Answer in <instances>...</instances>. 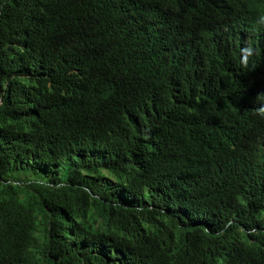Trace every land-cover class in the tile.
I'll list each match as a JSON object with an SVG mask.
<instances>
[{
    "label": "trees",
    "instance_id": "1",
    "mask_svg": "<svg viewBox=\"0 0 264 264\" xmlns=\"http://www.w3.org/2000/svg\"><path fill=\"white\" fill-rule=\"evenodd\" d=\"M260 14L0 0V264H264Z\"/></svg>",
    "mask_w": 264,
    "mask_h": 264
},
{
    "label": "clouds",
    "instance_id": "2",
    "mask_svg": "<svg viewBox=\"0 0 264 264\" xmlns=\"http://www.w3.org/2000/svg\"><path fill=\"white\" fill-rule=\"evenodd\" d=\"M260 21L264 24V14H260ZM254 49L251 46H245L241 49L242 63L247 64L248 57L252 56ZM261 117H264V109H261L258 113Z\"/></svg>",
    "mask_w": 264,
    "mask_h": 264
}]
</instances>
